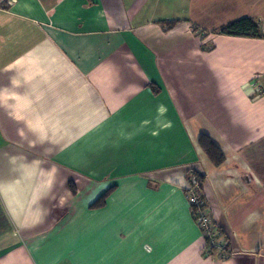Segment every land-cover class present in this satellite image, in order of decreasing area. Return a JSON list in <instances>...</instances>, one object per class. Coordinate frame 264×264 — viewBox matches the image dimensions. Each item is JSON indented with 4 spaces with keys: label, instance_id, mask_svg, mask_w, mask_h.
<instances>
[{
    "label": "crops",
    "instance_id": "crops-1",
    "mask_svg": "<svg viewBox=\"0 0 264 264\" xmlns=\"http://www.w3.org/2000/svg\"><path fill=\"white\" fill-rule=\"evenodd\" d=\"M242 17L264 0H0V264H264V35L218 32Z\"/></svg>",
    "mask_w": 264,
    "mask_h": 264
},
{
    "label": "trees",
    "instance_id": "trees-1",
    "mask_svg": "<svg viewBox=\"0 0 264 264\" xmlns=\"http://www.w3.org/2000/svg\"><path fill=\"white\" fill-rule=\"evenodd\" d=\"M174 21H166L162 24L165 27H169L172 25ZM220 34L224 35H233V36H242V37H262L263 32L261 30L260 25L254 21L250 17H242L236 20H233L227 24L221 26L218 30ZM197 142L209 160L213 165L219 166L224 161V154L220 147L214 143V141L205 133H200ZM193 175L196 177L190 185L196 187V191L201 193L203 175L198 174L197 172H193ZM70 188L74 191L73 185L70 183ZM112 188L108 189L104 192L100 197H98L95 201L90 205L91 208H96L103 206L105 203V199ZM192 216L195 219L196 208L190 206Z\"/></svg>",
    "mask_w": 264,
    "mask_h": 264
},
{
    "label": "built area",
    "instance_id": "built-area-1",
    "mask_svg": "<svg viewBox=\"0 0 264 264\" xmlns=\"http://www.w3.org/2000/svg\"><path fill=\"white\" fill-rule=\"evenodd\" d=\"M262 31L264 35V20L262 21ZM186 198L188 199L190 206L196 208L195 220L200 227L202 236L204 237L206 244H217L221 247H224L226 242L223 241L224 239H221L223 242L221 240H217L218 230L212 218L204 209L203 201L200 197L199 192L196 191L195 186L190 185L187 187Z\"/></svg>",
    "mask_w": 264,
    "mask_h": 264
},
{
    "label": "rangeland",
    "instance_id": "rangeland-1",
    "mask_svg": "<svg viewBox=\"0 0 264 264\" xmlns=\"http://www.w3.org/2000/svg\"><path fill=\"white\" fill-rule=\"evenodd\" d=\"M263 32V31H262ZM193 180H195V179H190V183L193 181ZM190 183L187 185V187L188 186H190ZM187 187H186V192H187ZM199 194H200V197H201V199H202V201H203V207H204V209H205V202H204V198H203V195H202V192L200 193L199 192ZM207 212V211H206ZM208 213V212H207ZM218 230V229H217ZM217 236H218V239L217 240H221V239H223L222 238V233L218 230V234H217ZM222 241V240H221ZM224 241V240H223ZM222 241V242H223ZM207 246V249L209 250V252H216V253H218V254H220L221 256H225V255H227L228 254V248H227V244H225V246L224 247H221V246H219V245H217V244H209V245H206Z\"/></svg>",
    "mask_w": 264,
    "mask_h": 264
}]
</instances>
